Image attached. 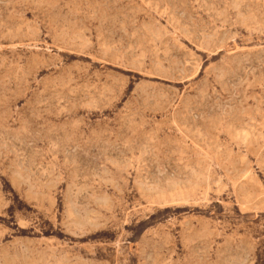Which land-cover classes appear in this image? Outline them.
Wrapping results in <instances>:
<instances>
[{"label":"rangeland","instance_id":"obj_1","mask_svg":"<svg viewBox=\"0 0 264 264\" xmlns=\"http://www.w3.org/2000/svg\"><path fill=\"white\" fill-rule=\"evenodd\" d=\"M0 264H264V0H0Z\"/></svg>","mask_w":264,"mask_h":264}]
</instances>
